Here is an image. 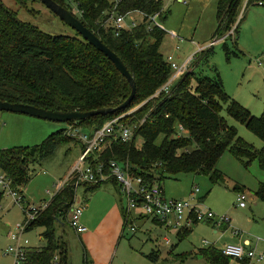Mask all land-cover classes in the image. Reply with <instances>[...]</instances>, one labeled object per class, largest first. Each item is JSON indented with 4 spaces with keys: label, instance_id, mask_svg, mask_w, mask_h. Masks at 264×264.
I'll list each match as a JSON object with an SVG mask.
<instances>
[{
    "label": "trees",
    "instance_id": "16d2710c",
    "mask_svg": "<svg viewBox=\"0 0 264 264\" xmlns=\"http://www.w3.org/2000/svg\"><path fill=\"white\" fill-rule=\"evenodd\" d=\"M54 1L66 9L78 10L77 17L118 54L137 86L136 96L128 107L86 120H71L67 124L95 131L117 116H123L120 119L123 124H140L146 118L130 140L112 142L102 153L95 155L94 163L104 162L108 174L110 161L128 164L135 176L148 184L157 182L159 185L165 179H177L181 173L203 174L212 184H225L226 176L218 168L225 150L245 166L258 160L264 170V145L260 149L254 148L221 114L223 106H226L236 121L245 124L264 142V112L260 116L253 115L247 107L233 99L225 91L217 68H212L213 75H204L194 67L180 77L171 94L162 93L153 97L171 74V65L160 48L167 32L163 26L154 24L151 29L148 28L151 16L158 14L163 20L168 18L170 11L165 9L162 0ZM242 2L218 0L216 12L218 23L213 37L222 38V34L233 28L232 44L236 48L239 27L245 18L243 14L240 17ZM260 2L264 6V0H248L244 11L252 4L260 5ZM114 11L123 15L138 12L144 21L117 35L112 27L106 26ZM227 39H223V46L226 59L230 60L239 56L242 50L233 51ZM213 50L214 47H211L197 53L194 66L207 62ZM130 95L128 80L102 51L80 34L52 35L32 22L20 19L12 8L0 0V100L27 103L52 111L86 112L101 107L116 108ZM144 101H147L146 104L133 109ZM180 126L187 133L179 134ZM68 132L69 128L58 129L37 145L0 148V172L6 175L12 188L22 192L23 202V187L33 174L31 166L52 155L61 144L72 142ZM137 136L143 140L140 147L136 143ZM159 137L162 139L160 143ZM74 181L75 178H69L51 197L49 205L38 214L37 219L25 229L27 232L35 227H44L41 236L46 244L39 248H27L22 264H69L70 249L64 235L58 237L55 233V225L60 223L63 228L70 225L69 212L75 203ZM104 182H110L118 195H122L120 183L112 175L103 182L84 183L83 186L86 193H92ZM234 190L244 188L236 184ZM254 194L264 202V181L260 182ZM2 197L3 193H0V200ZM123 216L124 230L128 225L124 206ZM190 228H181L178 237L181 239L189 235ZM171 254L174 260L180 261L190 255L173 254V251ZM201 256L211 264H228L231 258L216 248L206 250ZM147 257L149 261L158 262L159 252L153 250Z\"/></svg>",
    "mask_w": 264,
    "mask_h": 264
},
{
    "label": "rangeland",
    "instance_id": "374dc122",
    "mask_svg": "<svg viewBox=\"0 0 264 264\" xmlns=\"http://www.w3.org/2000/svg\"><path fill=\"white\" fill-rule=\"evenodd\" d=\"M1 1L5 6L12 8L20 19L30 21L52 35H75L77 33L40 0ZM162 1L165 9L170 11L167 19L159 18L158 20L167 32L160 47L164 58L173 56L175 61L181 62L191 54L197 53L201 47L206 48L211 41H216L207 62L196 63V70L204 75H213L212 68H217L223 78L225 91L247 107L253 115H262L264 112V6L252 4L244 11L247 1L243 0L240 17L245 15V18L239 27L240 36L236 48L232 44L233 28L222 34V39L219 38L221 40L213 37L218 23L216 16L218 0H185L186 3L182 0ZM73 12L76 16L79 15L76 8ZM126 18L124 25L127 28L131 26L132 19L137 20L138 23L144 21L143 16L138 12H132ZM226 37L229 38L227 43L233 51L242 50L239 56L232 57L230 60L226 59L223 46V39ZM179 79L175 81V84ZM192 84L194 86L195 81ZM147 101L136 104L133 109L136 110ZM221 114L230 125L237 128L238 135L254 148L260 149L264 145L261 137L228 113L226 106H223ZM68 127V124L63 122H53L27 114L0 110V148L41 144V141L49 134ZM70 136L72 142L61 144L52 155L31 166L32 178L23 187L25 202L15 203L13 195L8 192L2 197L0 202V264H14L13 255L7 253L12 244L9 233L16 224L25 221L23 208L29 204L39 206L43 200H50L58 192L59 186L68 178L70 168L79 163L83 144L77 136L73 134ZM161 140L159 137L158 143ZM136 143L140 147L143 144L142 138L137 136ZM80 167H83V164ZM218 168L226 176L225 184H212L203 174L181 173L177 179H165L161 185L165 188L168 197L173 198V195H176L178 196L176 199L179 200L188 199L193 187L198 185L201 190L198 199H203L207 208L217 215H228L231 219L230 227L219 229L213 220L199 222L190 228L189 235L180 239L179 230L157 224L152 219H138L133 212L136 232L131 231L130 224L123 231L120 228L116 241L112 239L113 249L120 250L118 262L121 264H170V262L211 264L209 260L201 256L202 253L212 248L222 251L228 243L240 244L244 238L251 241V247H256L258 242L259 249L264 250V202L254 194L260 182L264 181V170L259 166L258 160L245 166L228 150L224 151ZM110 176L111 174H108V177ZM236 184L242 186L247 193L249 201L246 209L236 206L237 191L234 190ZM101 186L96 192L86 193V188L79 185L75 202L86 209L87 204L92 200L102 204L114 195L113 197H116L117 201L123 203L126 208L127 201L124 194L118 195L110 182H104ZM108 222L107 217L105 223ZM234 229L241 234L235 235ZM43 231L44 227H35L24 232V239L28 241L25 247H43L46 244V240H43L41 236ZM55 233L58 237L64 235V240L70 249L69 264H102V262L109 261L98 262V259L95 261L92 257L90 258L81 234L70 225L67 224L63 228L60 223H57ZM167 239L170 240L169 244L166 243ZM232 240H236L237 243ZM91 245L90 242L89 248ZM153 250L159 252L158 262L149 261L147 257ZM171 251L173 254L190 255L184 261L174 260ZM228 264L248 263L230 258ZM255 264H264V260Z\"/></svg>",
    "mask_w": 264,
    "mask_h": 264
},
{
    "label": "built area",
    "instance_id": "2783aa9c",
    "mask_svg": "<svg viewBox=\"0 0 264 264\" xmlns=\"http://www.w3.org/2000/svg\"><path fill=\"white\" fill-rule=\"evenodd\" d=\"M182 1L186 3L185 0ZM260 5H263V3L260 2ZM129 14L123 15L114 11L110 15V19L107 20L106 26L112 27L114 33L120 35L121 31L129 30L139 24L137 20L132 19L131 26L127 28L124 24L127 19L126 17H128ZM158 20V14L151 16V25H149L148 28L151 29L153 24L162 27ZM215 42L216 41H211L206 48L201 47L197 53L206 50L207 48L214 47L213 45ZM197 53L191 54V56L181 62L175 61L173 56H168L166 60L171 65V74L168 81L155 92L153 97H158L162 95V93L167 95L171 94L170 92L175 81L195 67L194 61ZM121 117L123 116L109 119L104 123V126H102L101 129L95 131H85L81 127L71 125L68 134L77 136L83 144L79 161L80 164L78 163L75 166L70 177L64 181L65 183L69 178H75V200L77 198L79 185H83L84 183H100L108 178V173L105 171V163H94L97 158L95 155L97 153H102V151L112 142H117V139L122 141L130 140L133 137V134H135V131L145 122L146 119L143 118L140 121V124H123L120 122ZM185 133H187V130L180 126L179 134ZM81 164H83V167H80ZM108 170L110 171V174L117 179L118 183H120L121 192L126 197L127 206L126 208L124 207L125 216H127L126 221L128 225L131 224V231L134 233L136 232V228L134 226L135 218L132 216L133 212L138 219L139 217L152 219L164 226L175 228L176 230L192 227L199 222H211L212 220L215 222L217 228L231 225V219L228 215H217L207 208L203 199H198L201 191L198 185L193 187L188 199L179 200L167 197L164 193L163 187L157 182L148 184L144 182L142 178L135 176L131 172L128 164L126 165L119 161H110ZM63 184L59 186V189ZM7 192L10 195H13L15 203H23L22 192L19 189L12 188L11 182L7 179L6 175L0 172V193H3L4 196ZM236 198V206L238 208L241 209L248 206L249 198L247 197L245 190L237 191ZM48 205L49 200H43L42 204L39 206L29 204L27 207L23 208L25 221L16 224L9 233L12 244L8 248L7 253L13 255L14 264L24 262L26 258L27 248L25 247V244H27L28 241L24 239L25 229L37 219L38 214ZM84 209L85 208L82 205H78V203L75 202L69 212L70 226L80 234L87 230L82 224V214ZM234 233L239 234V231L235 229ZM166 243L169 244L170 240L167 239ZM222 253L225 256H229L242 262L246 260L250 262V264H252V262L258 263L264 260V250H257V248L251 247L249 241L242 244L228 243L227 246L222 249Z\"/></svg>",
    "mask_w": 264,
    "mask_h": 264
},
{
    "label": "water",
    "instance_id": "95a60500",
    "mask_svg": "<svg viewBox=\"0 0 264 264\" xmlns=\"http://www.w3.org/2000/svg\"><path fill=\"white\" fill-rule=\"evenodd\" d=\"M44 3L52 12H54L60 20H62L68 26H71L78 34L81 35L83 39H86L90 44H92L96 49L102 51L109 60L116 66L118 71L128 80L131 86V95L130 97L116 108L112 107H101V109L90 110L86 112H81L77 110H73L71 112L64 111H52L47 110L42 107L38 108L31 104H22V103H12L7 101L0 100V110L6 112H16L20 114H27L39 119H47L53 122H63L68 123L71 120L81 121L86 120V118L101 114H109L112 112H116L118 109H122L128 107L136 96V80L133 78L130 73L127 65L123 62V60L118 56L116 52L110 49L102 39L95 34L90 28H88L81 19H79L75 13L63 7L61 4H58L54 0H40Z\"/></svg>",
    "mask_w": 264,
    "mask_h": 264
},
{
    "label": "crops",
    "instance_id": "0c3cea01",
    "mask_svg": "<svg viewBox=\"0 0 264 264\" xmlns=\"http://www.w3.org/2000/svg\"><path fill=\"white\" fill-rule=\"evenodd\" d=\"M68 126H69L68 128L70 129L71 126L70 125ZM75 166L76 165H73L72 168H70L69 170L70 174L68 177H70V175L72 174V170L75 168ZM163 190L165 195L167 196L165 188H163ZM113 196H110V199H108V201H104V203L102 204L96 203L92 200V202H89L87 204V207L86 209H84L82 214V224L87 228V230L81 233V238L86 246L85 248L90 258L92 257L95 261L98 259V262L109 260L108 261L109 263L106 261V262H102V264H121L118 262V260L120 259V250L118 248L113 249L114 247H112L113 246L112 239H114L115 241L117 240L120 228L123 231V227L125 224V217L123 216L124 204L117 201V198ZM173 196L175 198L178 197L176 195ZM107 217L109 218V222L106 224L105 220ZM122 217L124 218L123 223H122ZM116 223H117V229H116ZM227 227L230 226H226L222 228H227ZM240 234L241 233L239 232V234H235V235L238 236ZM232 241H235L234 243H237L236 240H232ZM247 241H249L251 244V241L246 238H244L240 242L244 243ZM90 242L92 243V245L89 248ZM255 248H257V250H260L258 247V242ZM247 263L250 264V262L248 261ZM252 264H255V262H252Z\"/></svg>",
    "mask_w": 264,
    "mask_h": 264
}]
</instances>
